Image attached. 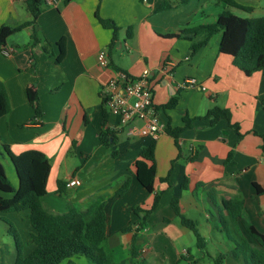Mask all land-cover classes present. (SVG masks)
<instances>
[{"label": "crops", "instance_id": "crops-1", "mask_svg": "<svg viewBox=\"0 0 264 264\" xmlns=\"http://www.w3.org/2000/svg\"><path fill=\"white\" fill-rule=\"evenodd\" d=\"M172 1L70 0L66 5L64 0L45 2L36 23L13 34L0 47V82L10 106V112L0 119V147L7 145L14 155L35 150L49 159L51 168L43 198V207L49 213H64L68 204L85 210L102 198L112 256L125 247L130 256L133 232L123 230L138 221L133 209L149 210L155 194H160V199L146 228L138 235V250L141 243L147 242L143 232L151 229L148 221L155 215L154 226L158 227L153 232L156 242L148 241L151 249L154 243L160 244L158 239L193 236L171 207L172 200H176L179 213L197 224L204 249L196 248L199 253L194 255L189 249L178 251L174 262L148 248L146 255L158 264H193L192 256L230 254L234 246L228 235H239L250 243L239 220L234 225L227 224L223 201L240 197L247 220L264 235V193L257 194L254 188L256 185L264 192V69L244 76L233 66L231 57L219 53L220 35L193 54L189 40L192 35L184 32L213 24L224 12L248 19L264 17V0H233L250 12L227 7L217 0H190L185 6L156 13L162 3ZM96 14L119 28L111 48L112 32L102 28ZM29 21L24 0H0V27L13 28ZM34 30L41 44L48 46L49 55L42 52L41 44L30 46ZM62 41L65 55L57 64L56 44ZM102 50L107 55L106 67L97 60ZM145 70L149 72L154 108L160 109L174 97L178 99L174 109L157 112L163 123L178 128L184 117L203 118L213 108H220L230 112V123L239 128L236 133L226 121L210 126L207 120H196L180 135L179 149L173 138L161 135L154 141L152 194L136 182L133 164L153 141L116 131L114 158L109 149L99 144L101 89L118 73L137 78ZM191 79L205 90L178 87ZM29 93L38 95V119L28 102ZM114 126L115 118L109 114L106 128L115 131ZM72 176L79 177V187H66ZM127 180L126 193L116 196ZM184 180L187 185L182 189ZM58 182L65 184L60 194ZM3 218L6 217L0 215V256L13 264L14 240ZM217 239H226L229 246L224 248ZM160 246L166 248L164 244ZM207 247H211L209 253ZM185 251L189 258L184 256ZM143 262L150 264L144 259ZM221 264L242 262H226L225 258Z\"/></svg>", "mask_w": 264, "mask_h": 264}, {"label": "trees", "instance_id": "trees-1", "mask_svg": "<svg viewBox=\"0 0 264 264\" xmlns=\"http://www.w3.org/2000/svg\"><path fill=\"white\" fill-rule=\"evenodd\" d=\"M190 0H178L177 3H162L156 13L171 10L177 6H184ZM227 7L240 9L244 12H250L249 8L235 3L233 0H217ZM70 0H64L68 4ZM45 0H24V7L30 15V21L16 27H0V47H3L5 41L13 34L21 31L28 25H34L37 18L42 13ZM96 18L102 28L112 32V39L109 43L111 48L117 41L119 28L110 20ZM184 33L192 35L191 51L196 53L216 35H220L219 53L232 58V64L240 70L244 76L249 77L254 73L264 69V17L241 18L229 12L218 15L213 24L201 25L188 30ZM129 36V32H128ZM30 46L39 47L41 42L37 32L34 30L31 34ZM59 54L56 63L60 64L65 55L63 41L56 44ZM40 49L49 55L46 43L41 44ZM28 102L34 110L35 118L41 117V109L38 103V95L28 94ZM177 97L172 98L166 105L160 109L155 108L156 112L174 109L177 105ZM102 126L99 134V144L109 149L111 157L116 156V131L106 128L108 121V110L105 100H102ZM10 112V106L6 91L2 82H0V119ZM196 120H207L210 126H214L220 121H226L229 127L238 133V126L230 123V112L225 109L213 108L203 118L182 119V125L178 128H172L165 124V134L173 138L176 147L180 135L192 127ZM241 137V135H239ZM264 141V136H262ZM154 142L144 147L139 158L134 162L135 180L147 193H153V184L155 179L154 164ZM3 155L8 159L16 176V186L13 187L8 180L3 165L0 162V215L16 214L27 211V219L31 228L29 238V250L24 255L22 253V243L15 236V228L11 223L3 221L7 226L8 234L13 238L16 257L13 264H76V260L84 258L90 264H115L111 251L107 245L106 236V215L104 212V203L102 198L85 210L68 204L66 211L61 214H51L43 207V198L46 196V183L50 173V161L39 151L31 150L14 155L7 145L1 147ZM264 151V145L262 146ZM2 155V153H1ZM186 180L181 185L186 188ZM62 187L65 184L58 182L57 193H62ZM60 186V187H59ZM129 187V181H125L116 192V196H122ZM257 194L264 193L256 185L254 186ZM160 199V194H155L152 206L149 210L134 208L133 214L138 217V221L126 228L123 232H133L130 243V257L135 264H145L140 260L139 250L136 246L137 238L140 232L146 228V221L150 214L156 209ZM223 210L226 211L227 224H235L239 220L242 228L247 235L255 242L252 246L246 239L238 235V238L228 235V240L233 243L234 248L230 252L233 260L240 261L242 264H264V235L256 230L247 220L243 213V201L240 197H234L223 201ZM171 207L179 217L183 227L192 232L195 239V246L199 251L204 249V239L199 234L197 224L179 213L177 201L172 200ZM225 225L223 221L220 222ZM135 226V228H134ZM223 257L218 256L215 264H221ZM182 260H185L181 256ZM194 264V262H193Z\"/></svg>", "mask_w": 264, "mask_h": 264}, {"label": "built area", "instance_id": "built-area-1", "mask_svg": "<svg viewBox=\"0 0 264 264\" xmlns=\"http://www.w3.org/2000/svg\"><path fill=\"white\" fill-rule=\"evenodd\" d=\"M45 2L53 4V0H45ZM97 60L101 67L108 65L105 50L98 53ZM165 70L164 72L169 71ZM148 80L147 70L137 78L118 73L114 79L103 86L100 93L102 100H105L108 113L115 118V131L125 133L128 137H145L154 142L165 134V124L160 120L153 106V94ZM178 87L205 90L203 86L196 85L192 79L186 80ZM80 185L79 177L72 176L66 187L75 188Z\"/></svg>", "mask_w": 264, "mask_h": 264}, {"label": "rangeland", "instance_id": "rangeland-1", "mask_svg": "<svg viewBox=\"0 0 264 264\" xmlns=\"http://www.w3.org/2000/svg\"><path fill=\"white\" fill-rule=\"evenodd\" d=\"M173 2L177 3L178 0L172 1V4H173ZM1 153H2V155H1ZM0 162L3 165V168L5 170V174L8 178V180L10 181L11 185L13 187H15L16 186L15 172L13 171V168H12L11 164L9 163L8 159L5 157V155H3L1 147H0ZM1 216L6 217V218L2 219L3 221H7V222L11 223V225L15 228V231H16L15 236L20 239V241L23 245L22 253L26 254L28 252L30 233L32 232L31 229H29V227H28L29 225H28V219H27V211L21 212V213H16V214H1ZM15 217H16V219H15ZM156 221H157V216L155 215L152 217V219H150L148 221V225L150 226L151 229L143 232L144 238L147 242L146 243L143 242V244L141 243L142 248L139 250L141 260L144 259L147 261V263H150V264H158L157 261L152 260V259H148L147 255H146L147 248L149 249V251L152 250V252L156 255L157 254L158 255L164 254V256L167 259H169L171 262H174V259H176L175 257L177 255L176 253L178 251L182 252L183 250L189 249L190 250L189 252L193 255L196 253H199L195 247V240L191 234H190V236H186V237L178 239V240H169V239H164V238L162 240L158 239L160 244H158L156 246V244L154 243L152 246V249H151V246L148 245V241L149 242L150 241L156 242L154 239L155 236H153V234L156 233V227H158V226H154ZM217 224L221 228V225H219V223H217ZM210 235H212V234H210ZM213 235H215V234L213 233ZM217 240L219 241L221 246H223L224 248L229 246L228 245L229 243L226 241V239L225 240L217 239ZM248 240L252 246H255V242L250 237ZM211 241H212V243L214 242L213 239ZM162 244H164L166 248L161 247L160 245H162ZM208 245L211 246L210 244H208ZM215 246L219 247L218 244H216ZM206 250L209 253V250H211V247H209V248L207 247ZM223 252H226V250H223ZM184 256H186L187 258L190 257L186 251L184 252ZM210 256L212 258L208 257V256L206 257V255H204V254H202L200 257H198V256L193 257L192 256L193 259H191L192 261H190V262L191 263L196 262V264H214V260L216 261L218 256L216 254L215 255L210 254ZM113 258H114L115 264H135L129 256V250L127 247L119 248V249H117V252H113ZM223 258L224 259L226 258V262L232 261V258L230 257L229 254ZM4 261H5L4 256H0V264H9V263H6ZM76 264H90V263H88L84 258H79L78 260H76ZM186 264H190V263H186Z\"/></svg>", "mask_w": 264, "mask_h": 264}]
</instances>
